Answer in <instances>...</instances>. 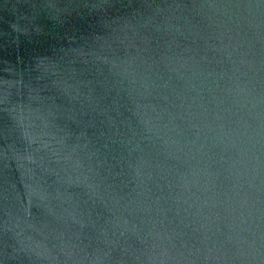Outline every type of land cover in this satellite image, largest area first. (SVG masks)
<instances>
[{
	"label": "water",
	"instance_id": "obj_1",
	"mask_svg": "<svg viewBox=\"0 0 264 264\" xmlns=\"http://www.w3.org/2000/svg\"><path fill=\"white\" fill-rule=\"evenodd\" d=\"M0 264H264V0H0Z\"/></svg>",
	"mask_w": 264,
	"mask_h": 264
}]
</instances>
